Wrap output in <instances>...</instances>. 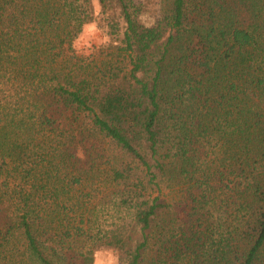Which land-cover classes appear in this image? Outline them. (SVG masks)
Segmentation results:
<instances>
[{
  "label": "trees",
  "instance_id": "1",
  "mask_svg": "<svg viewBox=\"0 0 264 264\" xmlns=\"http://www.w3.org/2000/svg\"><path fill=\"white\" fill-rule=\"evenodd\" d=\"M96 2L0 0V264H264V0Z\"/></svg>",
  "mask_w": 264,
  "mask_h": 264
},
{
  "label": "rangeland",
  "instance_id": "2",
  "mask_svg": "<svg viewBox=\"0 0 264 264\" xmlns=\"http://www.w3.org/2000/svg\"><path fill=\"white\" fill-rule=\"evenodd\" d=\"M170 0H132L138 11V18L145 24H153L159 19L165 10ZM94 13L99 11V6L96 0H93ZM109 43V37L106 34V29L100 27L96 21L87 22L82 26L81 32L73 41V47L78 54L82 55H97L99 51H103L106 44ZM166 198L176 199L180 195L178 187L167 188L164 190ZM98 199V198H96ZM153 240H150L147 246L145 260L141 264H150L151 255L155 248ZM119 251L113 248H100L94 253L92 264H123L119 259Z\"/></svg>",
  "mask_w": 264,
  "mask_h": 264
}]
</instances>
